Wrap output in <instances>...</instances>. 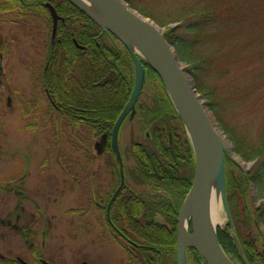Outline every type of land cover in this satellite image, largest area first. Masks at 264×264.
<instances>
[{
	"label": "trees",
	"instance_id": "obj_1",
	"mask_svg": "<svg viewBox=\"0 0 264 264\" xmlns=\"http://www.w3.org/2000/svg\"><path fill=\"white\" fill-rule=\"evenodd\" d=\"M125 1L163 30L235 156L252 164L242 171L236 161L225 158L232 222L218 227L216 234L233 261L264 264V0ZM46 2L65 21L57 24L56 41L45 45L51 64L45 84L76 108L77 115L69 108L64 115L90 120L77 126L88 128L92 135L108 133L107 165L119 183L120 161L111 146V133L134 88L131 53L67 0H0V22L12 17L13 24L32 28L36 19L50 17ZM140 62L145 82L155 80L157 92L148 103L139 99L131 113L151 138L133 141L122 153L126 184L114 202L112 218L118 224L116 216L122 214L128 238V231L134 235L131 240L138 247L123 248L131 264H177L178 214L194 180L195 156L163 83L150 63ZM236 65L244 69L241 83L232 80ZM112 71L114 78L99 85ZM238 108L262 118L255 134L243 127ZM131 113L124 123L132 121ZM252 189L260 201L257 207ZM188 251L193 264H206L193 248Z\"/></svg>",
	"mask_w": 264,
	"mask_h": 264
},
{
	"label": "rangeland",
	"instance_id": "obj_2",
	"mask_svg": "<svg viewBox=\"0 0 264 264\" xmlns=\"http://www.w3.org/2000/svg\"><path fill=\"white\" fill-rule=\"evenodd\" d=\"M36 21V24L32 28L13 24L12 17H8L6 21L0 22V39L4 40L7 44L6 52L4 50L3 69L6 73L10 72L12 74V85L16 87L23 85L31 89L35 86L36 72H40L42 61L45 57V45L52 40L51 17L48 19L38 18ZM54 41H56V37ZM115 42L120 46H125L120 39L115 40ZM231 71L234 82L241 83L244 81L243 68L236 65ZM145 83L143 93L141 92L142 94L140 96L141 103H144V101L148 103L157 92L155 80L150 79ZM227 83L225 81V84ZM42 93L43 91H41L40 98L43 97ZM4 105L1 106L3 107ZM247 105L250 106L251 104L248 103ZM47 107L48 104L46 103L44 108L47 109ZM237 111L238 118L242 122L243 127L249 129L248 131H251L252 134H255L256 128H259L262 124V118H257L258 116L256 114H251L246 109L238 108ZM7 123L9 124L8 119ZM62 127L66 131L61 133L59 141L54 136L53 124L45 126L44 128L42 126L38 129L31 128L25 137L20 133H15L12 140L10 139L11 130L8 127L7 135L5 136L4 133L3 137H0V144H2V149L4 150H9L10 144L19 139L20 142H25L24 144L28 145L31 153L32 165L41 164L42 159H44L43 154L45 153L48 156L51 150V157L44 159L46 165L53 167L52 170L61 173L59 175L60 181L57 184V186L60 185V189L54 190V184L49 180H46L44 185L46 200L43 203L47 207V213L57 214L61 218L59 227H57L56 231L50 232V236L47 238L45 260H48L52 264H82L83 261H87L89 264H131L126 251L119 246L112 233H110L111 231L108 230L107 232L106 229L102 230L98 226V223L100 224L98 219L100 217L99 211L96 209V206L93 204L90 205L87 199L89 197V191L98 184L102 185L103 180L110 182V194L113 188L118 185V177H116L117 175H112L111 168L109 175L106 176L105 173L103 175V171L108 166L107 155L98 156L95 147H93L96 143L100 142L101 136L94 134L91 136V139H86V136L90 135V132L85 127L79 126L75 135L71 131L74 136L67 132L68 130L65 128V124H61L60 128ZM145 133H149V131L147 132L141 127L138 116L135 117L134 115L132 121L127 120L121 127L119 134V146L122 153L130 147L133 141L144 142L149 140L151 135L149 134L146 137ZM84 140L88 141L87 144L91 145L89 149L97 156L90 166L86 163V142ZM59 157H62L61 160H59ZM228 157L236 161L239 165L238 168L242 171H247L252 166L251 163H243L234 153H231ZM1 160L0 167L6 166L7 162L4 161V158ZM130 164H132V161H130ZM62 166H69L74 171L79 170L77 179L80 181L81 187L79 185L78 189H74L75 187L70 188L68 184L66 185L65 181L67 182L68 178L66 179V176H64ZM87 166L89 169L86 168ZM75 167H78V169H74ZM90 175L93 179H91ZM92 180L95 184H92ZM252 191L253 196H255V200L252 203L257 207L260 201L256 199L257 195L254 189ZM48 196L52 201L54 199H57V201L52 202L50 199L48 200ZM75 200L76 202L74 203ZM221 202L222 199L219 192L214 206L213 224L216 230L218 227L225 228L231 220L229 213H227V210ZM77 206H83L82 213H86L85 218L84 216L81 217L68 212L69 209ZM120 227L125 229V221L120 223ZM233 232L231 230V233L235 234ZM262 232L264 233V231ZM128 233L131 236L130 238L134 236L130 231ZM39 243L41 244L40 240ZM191 255L192 253H189L187 250V264H193V256ZM28 261L39 264L36 263L37 261L33 259L31 254H28ZM235 264L242 263L238 261Z\"/></svg>",
	"mask_w": 264,
	"mask_h": 264
},
{
	"label": "flooded vegetation",
	"instance_id": "obj_3",
	"mask_svg": "<svg viewBox=\"0 0 264 264\" xmlns=\"http://www.w3.org/2000/svg\"><path fill=\"white\" fill-rule=\"evenodd\" d=\"M53 42L51 40V43ZM6 47L5 41L0 39V137H3L4 133L5 136L7 135L8 127L11 130L10 139L12 140L15 133H20L25 137L31 128L38 129L41 126L44 128L53 124L54 136L59 141L61 133L66 131L63 127L60 128L61 124L66 125L65 128H67V132L70 135H73V132L75 135L79 127L77 126L78 123L86 124L90 122L88 119H79L63 114V110L68 108L74 109L72 113L76 115L77 111L70 103L60 100L62 95L55 93L53 88L45 84V74L50 72L49 68L51 66L45 57L42 61L40 72H36V83L32 87L33 89L26 88L23 85L20 87L13 86L12 74L10 72L6 73L3 69L4 50L6 52ZM41 91H43V97L40 98ZM46 103L48 104L47 109L44 108ZM3 104L5 105L2 107L1 105ZM86 129L88 130V128ZM88 131H90V135H87L86 139H91L92 131ZM102 135L104 136L102 147L98 143L93 146L96 148L98 156L108 154L107 147L110 139L107 132ZM85 142L86 146H91L87 144V140ZM24 143L23 141L20 142L19 139L10 144L9 150L2 149V144H0V161L4 158V161L7 162L6 166L0 167V264H34L28 261V254L32 255L33 259L37 261L36 263L52 264L44 258L46 241L50 236V232L56 231L57 227H59L61 218L57 214L47 213V207L43 203L46 200L44 185L46 180H49L54 184V190L60 189V185L57 186V184L60 181L59 175L61 173L52 170L53 167L46 165L44 159L51 157V150L49 152L50 155L43 154L44 159H42L41 164L32 165L29 147ZM86 151L88 153L85 157L86 163L90 166L97 156L93 154L91 149L86 148ZM89 154L92 157L91 160L87 158ZM59 158L61 160L62 157ZM61 168L66 179L68 178V183L65 181L66 185L68 184L70 188L75 187L74 189H78L80 185V181L77 179L79 170L74 171L69 166H62ZM86 168L89 169L88 166ZM74 169H78V167ZM104 173L106 176L109 175L110 167L107 166L105 171H103V175ZM111 173H113V170ZM112 175L116 176V173ZM90 177L93 179L91 175ZM104 181L102 185L98 184L94 186L96 189L93 187L89 191L87 199L90 205L93 204L99 211L100 217L98 219L100 224L98 223V226L102 230L106 229L107 232L110 230L119 246L130 250L131 247H136L137 243L128 238L126 230L120 227V223L124 221V216L122 214L116 216L119 221L118 224L112 218V208L118 195L110 206L111 197L115 194L120 182L110 194V182ZM106 183L107 185L105 186ZM92 184H95L93 180ZM49 199L50 197L48 196ZM54 201L56 202L57 199L52 202ZM79 207H73L68 212L77 216H84L85 218L86 213H82L83 206ZM38 244L40 245L38 246ZM82 264L89 263L83 261Z\"/></svg>",
	"mask_w": 264,
	"mask_h": 264
},
{
	"label": "water",
	"instance_id": "obj_4",
	"mask_svg": "<svg viewBox=\"0 0 264 264\" xmlns=\"http://www.w3.org/2000/svg\"><path fill=\"white\" fill-rule=\"evenodd\" d=\"M78 10L84 13L89 19L95 22L106 33L113 34L123 41L131 53L135 64V84L130 93V98L117 118L112 129V147L120 161V185L113 197L112 202L126 183L123 159L119 145V131L121 124L136 106L145 81V70L141 59L150 63L154 72L157 73L163 83L176 112H178L185 132L188 135L195 156V176L190 191L178 214L176 262L187 264V249L193 248L205 261L206 264H235L225 254L221 246L216 227L207 212L205 198L209 191L213 171H216L219 183V192L227 213L229 206L227 202L225 185V157L232 153V145L225 138L219 128L212 121L198 93L192 77L185 70L178 54L164 35L163 30L150 18H147L133 9L125 0H93L106 14V19L99 18L82 0H67ZM50 11L52 18V40L55 39L59 21H64L56 8L49 2L44 4ZM127 39L136 43L144 53H135L127 43ZM114 72H110L99 82L103 85L111 81ZM133 116V114L131 113ZM148 134V133H147ZM104 138L98 144L102 147ZM98 145L96 147H98ZM190 204V216L185 227V218L182 210L185 204ZM230 215V213H229ZM231 219V217H230ZM232 220H230L231 224ZM191 228V231L189 230ZM192 235L193 244H186L185 237ZM47 264V263H46ZM247 264V263H246Z\"/></svg>",
	"mask_w": 264,
	"mask_h": 264
},
{
	"label": "bare ground",
	"instance_id": "obj_5",
	"mask_svg": "<svg viewBox=\"0 0 264 264\" xmlns=\"http://www.w3.org/2000/svg\"><path fill=\"white\" fill-rule=\"evenodd\" d=\"M82 1L91 9V11H93L94 14H96L97 17L106 19V14L103 12V10L96 3H94L93 0H82ZM49 15L51 17L50 12H49ZM126 41L129 44V47L135 53H139L141 55L144 54L142 52V49L136 43L132 42V40L127 39ZM217 181H218L217 173H216V171H213V174L211 177V182H209L210 183L209 191L207 192V196L205 198L207 212L209 214V217L212 219L213 223H214L215 200L217 199L218 194H219V189H218L219 183ZM182 215L185 218V227H187V221H188L189 216H190V204H189V202H187L185 204V206L182 210ZM185 243L186 244H193L194 243V237L192 235L186 236L185 237Z\"/></svg>",
	"mask_w": 264,
	"mask_h": 264
}]
</instances>
